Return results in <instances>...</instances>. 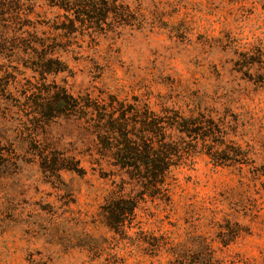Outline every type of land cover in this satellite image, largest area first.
Returning <instances> with one entry per match:
<instances>
[{
  "label": "rangeland",
  "instance_id": "rangeland-1",
  "mask_svg": "<svg viewBox=\"0 0 264 264\" xmlns=\"http://www.w3.org/2000/svg\"><path fill=\"white\" fill-rule=\"evenodd\" d=\"M115 1L133 25L67 33L51 0H0V264H176L175 247L181 264H264V0ZM56 59L64 72L40 75ZM57 89L83 118L36 114ZM131 108L203 115L232 154L198 143L169 202L144 198L115 233L97 118Z\"/></svg>",
  "mask_w": 264,
  "mask_h": 264
},
{
  "label": "trees",
  "instance_id": "trees-1",
  "mask_svg": "<svg viewBox=\"0 0 264 264\" xmlns=\"http://www.w3.org/2000/svg\"><path fill=\"white\" fill-rule=\"evenodd\" d=\"M51 1L53 6L63 11L65 23L60 30L67 33H72L80 27L111 31L122 25H133L130 10L115 0ZM43 62L41 61L39 71L42 76L64 72L62 63L57 59ZM46 95L48 98L41 99L42 104L33 101L36 114L43 120L66 114L82 118L85 116L83 109H76L78 104H73L76 102L71 100V96L65 91L57 89ZM123 112L117 117L112 113L103 117L97 114L99 117L96 126L99 129V144L103 147L101 152L105 157L111 158L112 166L121 180L119 194L111 192L103 206L106 226L115 233L119 228L122 229L128 217L134 216L139 201L144 198L161 201L166 197L169 202V176L182 160L195 153L198 143L216 164L229 162V154H232L227 146L221 148L224 145L225 133L203 115L184 118L177 112L164 111L163 115L158 116L148 110L144 113L131 108L130 112L134 118L131 122L124 114L126 111ZM55 162L54 160L51 167L56 168ZM126 185L132 188L128 194H124ZM169 253L176 264H181V260L185 258V252L179 247L171 249Z\"/></svg>",
  "mask_w": 264,
  "mask_h": 264
}]
</instances>
